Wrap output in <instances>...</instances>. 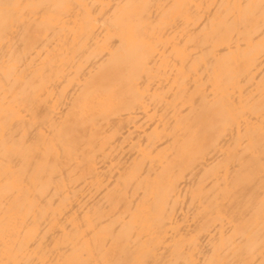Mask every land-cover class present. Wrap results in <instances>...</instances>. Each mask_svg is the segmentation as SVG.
<instances>
[{
	"label": "bare ground",
	"instance_id": "bare-ground-1",
	"mask_svg": "<svg viewBox=\"0 0 264 264\" xmlns=\"http://www.w3.org/2000/svg\"><path fill=\"white\" fill-rule=\"evenodd\" d=\"M0 264H264V0H0Z\"/></svg>",
	"mask_w": 264,
	"mask_h": 264
}]
</instances>
